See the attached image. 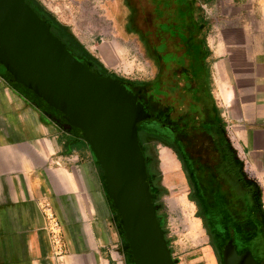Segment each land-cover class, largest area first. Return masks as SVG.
Returning a JSON list of instances; mask_svg holds the SVG:
<instances>
[{"label":"crops","instance_id":"crops-1","mask_svg":"<svg viewBox=\"0 0 264 264\" xmlns=\"http://www.w3.org/2000/svg\"><path fill=\"white\" fill-rule=\"evenodd\" d=\"M197 1L210 10L218 0ZM224 2L204 16L211 94L264 211V0ZM222 86L231 91L228 103ZM48 113L0 75V264H134L91 147ZM168 158L161 152L165 165ZM44 201L62 227L59 259L45 229Z\"/></svg>","mask_w":264,"mask_h":264},{"label":"water","instance_id":"water-1","mask_svg":"<svg viewBox=\"0 0 264 264\" xmlns=\"http://www.w3.org/2000/svg\"><path fill=\"white\" fill-rule=\"evenodd\" d=\"M0 75L89 144L127 242L123 250L134 264H175L156 217L138 140V127L153 117L131 87L91 71L25 0H0ZM234 260L235 254H223L224 264Z\"/></svg>","mask_w":264,"mask_h":264},{"label":"flooded vegetation","instance_id":"flooded-vegetation-1","mask_svg":"<svg viewBox=\"0 0 264 264\" xmlns=\"http://www.w3.org/2000/svg\"><path fill=\"white\" fill-rule=\"evenodd\" d=\"M172 74L175 77L170 69L157 67L151 81L129 83L135 97L153 117L138 127L147 167L152 162L146 153L158 145L175 153L216 264H224L225 253L235 254L234 264H264L261 197L253 192L243 165L223 157L221 151L227 146L216 141L214 132L205 134L198 129L200 122L191 108V91L187 93L178 81H172ZM155 92L164 97L152 96ZM197 103L200 108V101ZM213 116L208 113L204 120Z\"/></svg>","mask_w":264,"mask_h":264},{"label":"rangeland","instance_id":"rangeland-1","mask_svg":"<svg viewBox=\"0 0 264 264\" xmlns=\"http://www.w3.org/2000/svg\"><path fill=\"white\" fill-rule=\"evenodd\" d=\"M34 1L67 30L83 51L106 70L108 75L103 77H111L130 86L131 83L149 82L155 75L157 65L136 32L133 9L127 0ZM212 6L210 10L200 6L203 17H210L213 10L224 9L227 3L218 0ZM134 7L137 9L139 26L143 28L145 17L152 10L150 0H136ZM170 13L172 14V10ZM208 27L209 25L198 35L204 41ZM206 65L209 70L208 88L211 91L208 50ZM227 137L229 139L228 135ZM165 150L169 156L166 165L161 159V152ZM146 154L152 162L148 167V178L151 179L148 182L154 192V200L161 207L159 214L164 216V238L175 264H216L207 244L198 208L189 196L175 153L158 145Z\"/></svg>","mask_w":264,"mask_h":264},{"label":"trees","instance_id":"trees-1","mask_svg":"<svg viewBox=\"0 0 264 264\" xmlns=\"http://www.w3.org/2000/svg\"><path fill=\"white\" fill-rule=\"evenodd\" d=\"M25 1L45 21L51 32L66 45L74 56L85 61L90 70L96 74L102 77L108 75L106 70L83 51L74 42L70 34L66 32L67 30L57 23L51 15L42 9L34 0ZM127 1L133 9V22L136 32L141 37L157 67L159 69L164 68L165 70L170 69L175 74V77L172 74V81H178L184 89H187V93L191 91L190 96L192 97L193 103L191 108L200 122L198 129L202 130L205 134L214 132L216 141L222 146H227L225 150L221 151L223 157L236 160L242 165L226 135L225 123L220 116L216 101L208 88L209 70L206 65V50L208 48L205 41L198 36L204 31L207 22L201 14L200 6L197 5L198 1L150 0L152 10L146 15V23L145 25L143 24V28L139 26L137 21V9L134 7L136 0ZM171 10L172 14L170 13ZM152 96L164 97L163 94H159L158 92H155ZM197 100L200 101V108ZM208 113H213L214 116L206 122L204 117ZM48 114L51 117L53 116L51 113ZM53 117L57 120L56 116ZM58 121L71 129L68 124L59 119ZM77 137L80 136L77 135ZM139 145L145 156V149L141 142ZM252 185L253 192L259 193L260 196L257 185L254 182H252ZM150 192L156 217L165 237L164 216L159 214L161 207L154 200L153 190L150 189ZM165 243L168 246L166 240ZM169 253L171 254L170 250Z\"/></svg>","mask_w":264,"mask_h":264},{"label":"built area","instance_id":"built-area-1","mask_svg":"<svg viewBox=\"0 0 264 264\" xmlns=\"http://www.w3.org/2000/svg\"><path fill=\"white\" fill-rule=\"evenodd\" d=\"M40 208L45 219V229L48 234L53 255L59 259L64 253L61 224L52 205L48 201L42 202Z\"/></svg>","mask_w":264,"mask_h":264},{"label":"bare ground","instance_id":"bare-ground-1","mask_svg":"<svg viewBox=\"0 0 264 264\" xmlns=\"http://www.w3.org/2000/svg\"><path fill=\"white\" fill-rule=\"evenodd\" d=\"M220 95H221L222 99H223L226 103H228L229 100H230V98H231V91H230V89H229L228 87H226V86H222V87L220 88Z\"/></svg>","mask_w":264,"mask_h":264}]
</instances>
